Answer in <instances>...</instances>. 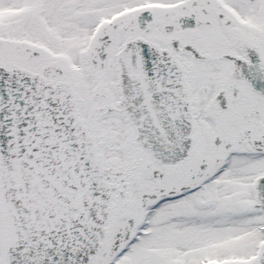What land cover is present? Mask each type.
<instances>
[{"label":"snow or ice","instance_id":"6c2138e0","mask_svg":"<svg viewBox=\"0 0 264 264\" xmlns=\"http://www.w3.org/2000/svg\"><path fill=\"white\" fill-rule=\"evenodd\" d=\"M0 264H264V0H0Z\"/></svg>","mask_w":264,"mask_h":264}]
</instances>
